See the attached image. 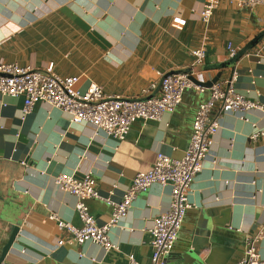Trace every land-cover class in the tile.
<instances>
[{
  "label": "crops",
  "instance_id": "obj_1",
  "mask_svg": "<svg viewBox=\"0 0 264 264\" xmlns=\"http://www.w3.org/2000/svg\"><path fill=\"white\" fill-rule=\"evenodd\" d=\"M205 3L0 0V63L37 70L54 63L58 75L79 77L75 88L82 94L97 84L108 95L137 98L164 75L189 71L193 50L204 48L206 59L194 67V79L207 83L220 75L224 83L235 75L236 91L263 109L220 118L171 254L192 253L187 264H239L248 240L264 231V139H250L255 128H264V7L239 8L223 0L205 24L200 18ZM174 18L186 25L176 28ZM230 48L237 49L234 58ZM208 99V91L187 90L175 112L159 122L139 121L117 141L92 125L72 124L49 104H37L27 115L22 98L0 95V248L11 224L20 223V244L4 264H128L131 255L149 264L150 230L169 210V185L155 184L138 196L110 232L116 249L106 252L94 243L58 245L70 236L51 215L76 228L83 223L77 198L55 180L62 173L90 175L101 199L86 205L103 226L113 215L105 199L120 203L136 174L153 168L158 153L185 155L197 108ZM198 226L212 235L197 236ZM258 252L264 262V237Z\"/></svg>",
  "mask_w": 264,
  "mask_h": 264
},
{
  "label": "built area",
  "instance_id": "obj_2",
  "mask_svg": "<svg viewBox=\"0 0 264 264\" xmlns=\"http://www.w3.org/2000/svg\"><path fill=\"white\" fill-rule=\"evenodd\" d=\"M223 0H206L200 13L203 23L208 24L214 11ZM239 8L263 6L264 0H227ZM176 28H183L185 20L174 18ZM192 68L183 73H172L161 77L160 82L151 84L142 90L137 98H123L106 94L104 89L92 84L87 92H79L75 86L77 76H61L55 73V64L50 63L44 70L18 63H0V95L22 98L25 114H30L40 103L49 104L70 116L72 124H89L107 136L123 141L134 124L139 121H161L164 114L173 113L181 105L184 93L195 89L199 94L209 92V99L200 104L194 116L190 144L185 155L175 159L158 153L153 168L148 172L136 174L132 184L125 192L120 203L105 199L113 208L111 220L103 226L97 225L86 205L91 198L101 199L94 180L87 175L78 179L74 174H60L55 182L58 187L77 198L76 211L83 223L81 228L59 221L56 215L50 218L58 221L61 231L69 234V239L58 241L59 246L67 243L83 246L87 243L100 245L106 252L116 249L110 239V232L118 227L138 196L155 184L170 186L171 204L169 210L154 220L150 233L152 252L149 264H166V258L172 253L182 229L183 221L190 208L189 194L196 177L202 172L213 140L220 129V118L225 113H248L262 110L263 106L247 99L236 91V76L227 82H216L207 88L196 81L194 67L204 64V48L193 50ZM237 49L230 48L229 56L234 58ZM157 91V93L155 92ZM156 93V94H155ZM264 139V128H255L250 139ZM264 237L260 231L248 240L245 257L239 264H264L258 252V243ZM128 264H140L133 255L128 257Z\"/></svg>",
  "mask_w": 264,
  "mask_h": 264
},
{
  "label": "water",
  "instance_id": "obj_3",
  "mask_svg": "<svg viewBox=\"0 0 264 264\" xmlns=\"http://www.w3.org/2000/svg\"><path fill=\"white\" fill-rule=\"evenodd\" d=\"M220 79V75L217 76V78H215L213 81H209L207 83H202L201 85L210 88L212 87L213 84H215L216 82H218ZM12 226L10 227V232L8 234V236H6L5 242L2 244L1 248H0V264H4L6 256L11 253V251L13 250V248L16 246V242L18 239V236L20 235V223L15 222L14 224H11ZM196 235L201 237L202 236H209L212 235L209 230H207L206 226H198L197 230H196ZM213 235H215L213 233ZM200 239V238H199ZM198 241L202 242V239H200ZM18 243V242H17ZM20 244V243H18ZM197 254V252H195ZM194 253V254H195ZM193 255L192 253H188V254H181V255H172L170 254L166 260L165 263L166 264H187L189 261H192L193 259ZM169 263H168V262Z\"/></svg>",
  "mask_w": 264,
  "mask_h": 264
}]
</instances>
